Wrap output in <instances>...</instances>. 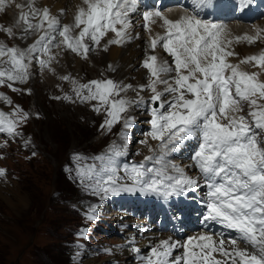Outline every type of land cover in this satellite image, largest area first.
<instances>
[{
	"label": "snow or ice",
	"instance_id": "6c2138e0",
	"mask_svg": "<svg viewBox=\"0 0 264 264\" xmlns=\"http://www.w3.org/2000/svg\"><path fill=\"white\" fill-rule=\"evenodd\" d=\"M242 2L247 4L250 0ZM35 4L36 0H27L26 5H16L20 12L14 26L21 30V39L39 34L35 42L25 49L0 43V85L7 84L13 91H19L14 83H26L29 79L33 59L41 68H51L56 59L53 47L87 59L92 47H99L109 33L114 37L107 41L105 51L108 45L131 40V15L138 10V0H82L76 7L73 23L61 25L47 7L38 8ZM4 7L5 0H0V11ZM142 19L149 34L148 49L155 52L158 46L162 47L172 58L171 63L155 54H146L142 67L148 70L147 84L138 89L105 79L86 84L73 80V91L81 103L97 102L93 111L106 113L101 128L109 131L122 119L124 128H131L132 118L122 114L130 107L149 105L151 130L147 135L159 142L160 155L145 160H154L161 167L146 168L144 163L125 165L123 171L131 184L119 183L123 178L116 175L115 157L122 152L112 145L108 154L95 157L101 161L99 169L95 164L81 165L84 158L75 156L77 176L95 194L139 191L168 198L196 192L202 186L196 178L176 164L165 163L167 154L176 151L182 142L196 139L191 159L206 189L200 200L206 210L201 223L205 229L215 224L236 235L226 237L223 232L202 231L183 241L162 239L151 245L146 255H138V259L141 264H264V140L260 139L264 134V80L260 79L264 73V51L233 64L228 58L236 53L229 50L232 41L223 24L187 13L173 20L160 10L144 11ZM157 20L163 31L153 34L151 26ZM0 31L9 37L15 35L13 27H0ZM262 32L264 29H258L255 36L246 34L236 39L253 43ZM241 64H253L260 71H244ZM61 79L68 81L70 77ZM130 89L137 93L134 99L121 95ZM144 91L150 93L147 101L140 95ZM166 95L171 98L164 99ZM63 98L72 100L67 95ZM0 99L12 103L2 93ZM245 104L247 116L242 114ZM12 116L16 118L0 111V132L9 136L18 134L17 126L28 119V113L17 106ZM122 138L126 139L123 133ZM5 175V169L0 168V177ZM88 218H97L94 209ZM240 241L254 251L239 247ZM177 250L182 251L174 255ZM131 251L139 254L141 250L133 247Z\"/></svg>",
	"mask_w": 264,
	"mask_h": 264
},
{
	"label": "rangeland",
	"instance_id": "374dc122",
	"mask_svg": "<svg viewBox=\"0 0 264 264\" xmlns=\"http://www.w3.org/2000/svg\"><path fill=\"white\" fill-rule=\"evenodd\" d=\"M69 1L72 0H53L52 3L44 4L43 7L57 13H67L70 10V7L67 9L66 6ZM56 2L61 3V6L56 7L58 10H54ZM166 8L167 6L163 8L162 12ZM191 9L195 8L191 7ZM185 13L190 14L186 9ZM138 16L140 17L137 13L131 15L133 26L130 29L132 39L129 41H142L147 44L149 34L142 28L144 22ZM59 18H64V24H66L65 17ZM261 19L251 25L245 22V25L248 29L254 30L253 26L264 20V18ZM237 22L232 21L226 28L228 34L231 33L233 25ZM0 25L9 27L8 21L4 20V17L0 18ZM155 33L153 32V34ZM262 33L260 34L262 39L258 38V41L263 40L264 43V34L262 35ZM0 35L4 38V44H8L10 47H18L19 43L28 41V38H20L22 33H15L14 36L9 37L4 31H0ZM29 40H33L30 35ZM86 42L91 44L90 41ZM241 43V40L234 39L233 46L238 47ZM263 47L264 44L261 48ZM120 48L125 47L122 45ZM140 48L139 45L136 46V49ZM102 49L103 51L99 50V56L96 60L94 57H97L98 52L94 47L89 51L87 59L79 55L78 60H86L85 68L81 73L76 71L75 63H70V67L64 62L59 63L57 68L60 71L66 68L70 69V73L67 74L70 79L68 81L62 80L61 76L56 82L53 80V83L56 84L51 91V94L53 91L56 92L53 99L50 97V91H48L45 99L38 94L36 86L42 85L44 87L48 81V76L43 72L36 76L34 69L33 72L29 69V79L26 83H15V87L20 88V90L17 94L12 95L16 98L11 105H7L4 100L0 99V111L6 109L7 106L6 112L13 113L14 109L19 106L20 109L28 113V119L17 126V133H20L22 140L14 142V135L9 136L7 133L0 132L2 141L5 137V141L10 143L6 149L0 145V149L4 151L5 155V158L0 155V164L1 168L6 171V175L0 177V183L8 190L4 192L3 197H0V264H84L85 260L89 259L87 254L92 255V253L95 254L91 257L95 260L94 264H126V256L116 258L117 252L109 247L120 246L122 248L127 244L128 234L131 231L134 233L135 228H139L150 220H164L161 209H158L151 216L148 206L140 209L139 205L125 200L120 206H115L116 201L112 198L104 205L93 202V199L100 198V194H95L90 187H86L85 183H82L77 176V161L74 157L79 155L84 158L80 161L81 165L85 163L99 164L100 161L96 160L95 157L106 153L112 145H116L117 138L121 135L123 119L115 124L110 131L101 128L104 123L103 110L97 114L93 111V106L86 103L84 105L78 104L77 101L69 102L63 98L68 93L67 89L70 88L71 79L91 81V79L104 80L115 77L117 82L125 85L130 84L133 89H138L140 85L147 84L148 70L142 67V61L146 54H155L163 60H168L169 63L172 60L171 57L166 56V52L160 46L156 48L155 53L148 48L146 50L141 48L142 55H140L138 68L133 70L135 74L129 76L130 80L127 83L117 77V68H113V66L111 69L109 68V65L114 64L110 56L111 49L110 51ZM157 49L160 50V53ZM53 50L59 51L55 47ZM262 50L264 51V48ZM261 52L257 53L260 54ZM91 57L93 60H89ZM43 69L40 67V70ZM140 70L145 71L144 81L141 83L137 79ZM51 75L56 76V73ZM7 89L12 90L7 84L0 85V93L4 96L12 94ZM14 92L16 93V91ZM128 93L130 97L137 95L136 91L131 89ZM125 95L128 97L127 93H124ZM140 95L147 101L150 93L144 91L140 92ZM56 97H60V99ZM170 98L167 95L164 97V99ZM149 107V105L137 107L140 110L137 112L146 116L136 117V125L133 130L136 142L134 145L142 140L149 141V143L153 141L155 152L152 151L150 156H159V142L150 140L147 135L151 130ZM47 137L50 138L51 143L47 141ZM197 143L196 139L186 140V144L180 148L181 152L165 157V163L176 164L183 168L187 175L196 178L202 185L200 191L203 196L206 189L200 182L202 177L198 169L195 168L194 162L189 160L191 154H186L196 148ZM92 158L93 160H91ZM122 162L125 163L126 161L122 160ZM141 163H144L146 168L161 167L154 160L142 159L136 165ZM115 166L117 170L120 168V164L115 163ZM99 168L97 165V169ZM168 171L172 172L171 168ZM186 194L194 203L196 200L193 197L201 198V196L191 192ZM25 196H29V199ZM76 207L84 209L87 217L93 209L95 214H97L96 211H99V215L96 216L95 220L88 218L90 220L88 221L84 219ZM176 214L180 215V211H176ZM140 239L141 237L138 236L137 241Z\"/></svg>",
	"mask_w": 264,
	"mask_h": 264
},
{
	"label": "bare ground",
	"instance_id": "6f19581e",
	"mask_svg": "<svg viewBox=\"0 0 264 264\" xmlns=\"http://www.w3.org/2000/svg\"><path fill=\"white\" fill-rule=\"evenodd\" d=\"M210 1L214 2V1H219V0H210ZM222 1H224V2H232L233 0H222ZM26 2H27V0H5L4 10L0 11V18L4 17V20L8 21L9 27H13L15 33H21L20 29H17V28L14 27L15 26V22H16L18 16H19V12H20V9H18L16 7V5L17 4H25L26 5ZM52 2H53V0H36L35 6L38 7V8H44L43 7L44 4H49V3H52ZM81 4H82V0H72V1L67 2V4H66L67 9H68V7H70L69 12H67V13H65V12L57 13L56 11L50 10V13L53 16H56L57 18L58 17H62V16L65 17V23L66 24H71L74 21V15H75V12H76V7L78 5H81ZM139 4H140V0H138V5ZM58 6H61L60 2H56L55 3L54 10H58V9H56V7H58ZM198 9H199V7H196L195 9H191L190 14H195V15L198 16V18L202 19L204 17L205 9H201L204 13H199ZM26 10H27V8L25 7V11ZM164 13L166 15H168V17L170 19L175 20V19H178L181 15L185 14V9H183L181 6H178L176 4H170L165 9ZM14 14H15V16H14ZM237 21L238 22L233 25L231 33L228 34V37L232 41L231 45L229 46V50H231L234 53H236V55L228 58V60L231 63H233V64H239L240 61L243 60L245 57L250 56V55H252L254 53H257V52L259 53L262 45L264 44L263 40L261 42L255 41L253 43H248L245 40H241L242 43L239 44L238 47L233 46L234 45V39H236V37H243L246 34L255 36L256 33H257V30L260 29V27L264 28V20L260 24L254 25L253 26L254 30L253 29H248L246 27L245 22L243 20L238 19ZM160 23L161 22L159 20H157V23L153 24L151 26L153 32L157 33V32H162L163 31V29H161L159 27ZM0 27L7 28L8 26L0 25ZM247 32H249L251 34H248ZM263 34L264 33H262V35ZM29 35L33 38V40H29ZM29 35L27 37L28 41H25L23 43H19V41L17 39H15V41L17 43H19V45H18L19 48H21V49L27 48L30 44L35 42V40L38 38L39 34H29ZM113 37H114V34L109 33L105 38H103L101 40L100 46L99 47H95L97 52H98L97 57H94L95 60L99 56V50L103 51L102 48H104V46L107 44V41L109 40V38H113ZM263 37H264V35H263ZM259 38L262 39V37H259ZM0 43L4 44V38H3L2 35H0ZM122 45L125 48H120ZM122 45L121 46L108 45L106 51H108V50L110 51V49H111L110 56L112 57V60L114 62V64H112L111 66H113V68H117V77L120 80H123V81L128 83L129 80H130L129 76L132 75V74L133 75L135 74L133 72V70L138 66V63H139V60H140V55H142V49L141 48H145V50H146V48H148V47H147V44L143 43L142 41H127V42H125ZM137 45H139L141 48L140 49H136ZM6 46L10 47L8 44ZM53 49H54V47L52 48V54L56 57V59L52 61L51 68H44L43 70H40V65L38 64V62L35 59H33V69H34L35 74H37L36 76H38V74L41 73V72H43V74L48 76V81L46 82L44 87L42 85L41 86L40 85L36 86V88L38 90L37 91L38 94L41 95L43 99L46 98V95H47L48 91H50L49 92L50 97L53 99V96L56 94L55 91H53V93L51 94V91L54 89L53 86L56 85L55 83H53V80L56 82L59 77L66 76L67 74L70 73V69L69 68H66L63 71H60L59 68H57L60 62H62V63L64 62L65 64H67L68 67H70V63H75L76 64V69H77L76 71H79L80 73L85 68L84 65H85V61L86 60L85 59L78 60L79 55H77L76 53H73L70 50H67V49H64V48L57 49V50H59L58 52H55ZM157 51L159 52L160 50L157 49ZM148 53L150 54V52H148ZM239 54H241V56H239ZM161 55H162V53H161ZM166 56H168L167 53H166ZM168 57H170V56H168ZM43 58H46V57H43ZM89 60H93V57H91ZM101 60H103V59H101ZM240 67H241L242 70L248 71V72H259L260 71V69L258 67H254L253 64H241ZM55 73H56V76L51 75V74H55ZM138 74H139V78L137 77V79H138V82L141 83V82L144 81L145 71L144 70H140ZM67 76H69V75H67ZM260 79L264 80V73H262L260 75ZM73 80L77 81L80 84H86V83H88L90 81V80L81 81V80H78L77 78H72L71 79L70 88L67 89L68 93L66 94L67 96L72 97V100L71 101L68 100V101L69 102L77 101L78 104H82V105H84L85 103L87 105H90V106L95 105L97 103L96 101H89V102H85V103H81L79 101V99L76 97L75 92L73 91V87H74L73 83H72ZM91 80H95V79H91ZM112 80L117 82L115 77ZM118 83H120V82H118ZM161 89H162V87H161ZM8 91H10L12 93L11 95L9 94L11 97H13L12 96L13 94H17V92L15 93L13 90H8ZM121 95L124 96V93H121ZM127 96H128L127 97L128 99H134L135 98V97H130L128 92H127ZM136 109H137V107H135V106L130 107L126 113L122 114L124 117L132 118L133 124H132V127L128 128V129H125L124 125H123V127L121 128V135H120V137L117 138V142H116V145H119L118 147L120 148V150L122 152V155H120L118 157H115V163L120 164V168L117 170L116 175L118 177L123 178V179H120L118 181L119 183L131 184V181L128 180L125 177V174H124V171H123L124 166L127 165V166L130 167L133 164H137L138 161H141L142 159H145V157L150 156L151 153H152V151H150V149H153V147H154V142L153 141L151 143H149V141H147V143H143V141H145V140L139 141L136 145H134V143H136V142H135V138H134V135H133V130H134V127L136 125L135 124L136 117L137 116H140V117L146 116V115H141L140 112H137V111H140V110H138V109L136 110ZM247 113H248V105L245 104L244 105V112L242 114L247 116ZM9 117L13 118L11 115H9ZM122 133L124 134V136H126V139L122 138ZM46 139H47V141L49 143H51V140H50L49 137H47ZM149 139L152 140L150 137H149ZM260 139L264 140V134L260 135ZM185 144H186V140L184 142H182L177 147L176 151L168 153L166 157H168L169 155L172 156L173 154H178L179 152H181L180 148L183 147ZM0 145H3L1 138H0ZM138 148H139V150H138ZM51 149L53 150V148H51ZM137 151H139V152H137ZM108 153H109V151H107L106 153L101 154L100 156L106 155ZM0 155L3 156V158H5L4 151L2 149H0ZM91 160H93V158ZM122 160H125L126 162L123 163ZM99 165H101V161L99 162ZM169 174H171V172H169ZM14 185L17 186V184H14ZM3 186L4 185H2L0 183V197H3L4 196V192L8 191L7 188L5 189ZM13 188H14V186H13ZM14 191H12V192H14ZM191 193H193L194 195H198V196L202 197L200 188L197 189L196 192H191ZM15 194H13V195H15ZM108 195H104V194L101 193L100 194V198L99 199L98 198L93 199V202H95L97 204H103L104 205L105 202H108L110 200V198H112V199H115V201H116L114 203L115 206H120L121 203L125 200V201H129L130 203H133L135 205H139L140 209H142V208L144 209V208H146V206H148L151 216L154 215L158 209L159 210L161 209L162 211L163 210H167L168 212H174V210H177L179 208L181 209L180 210V215H185L186 211H187V208L190 207V206H193L195 204L193 202V200L187 194L180 195V196H172V197H168V198H164V197L157 196V195H154V194H144V193H141L139 191H136V192H120L119 194H115V195L114 194H108ZM11 196H12V194H11ZM16 196H17V194H16ZM28 197H26V198H28ZM6 200L8 201L9 198L6 199ZM96 212H97V214H95V215L98 216L99 215V211H96ZM180 215H178V216H180ZM157 223H158L157 220H155V221L154 220H150L146 224L141 225L139 228H137V229L135 228L134 229V233L131 231L128 234L127 244H125V246H122V248L120 246H118V247L110 246L109 248L111 250H114L115 252H117L116 253V258H122V256L125 255L126 259H127L126 260L127 263H129V264H141L140 260L138 259V255H146L149 252V249H150L151 245L155 244L156 242H158L159 240H162V239L171 238L173 240H179L178 238L173 236L170 232L160 231L158 229V228H160V226L157 225ZM142 229H143V231H142ZM144 232H146V233H144ZM138 236L141 237V239L139 241H137ZM180 240L183 241L185 239H180ZM238 243H239V247H241V248L248 247V251H250V252L254 251L253 249L250 250L249 246H247L245 243L242 244V241H240ZM133 247L140 248V250H141L140 253L137 254V253L131 251V249ZM178 254H180L179 250H177L174 253V255H178ZM94 261L95 260H93L92 258H89L88 260H85L84 264H90V263L94 264L95 263Z\"/></svg>",
	"mask_w": 264,
	"mask_h": 264
}]
</instances>
